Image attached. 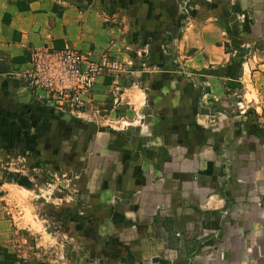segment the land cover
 <instances>
[{"label":"crops","instance_id":"crops-1","mask_svg":"<svg viewBox=\"0 0 264 264\" xmlns=\"http://www.w3.org/2000/svg\"><path fill=\"white\" fill-rule=\"evenodd\" d=\"M189 3L177 37L178 0H0V48L20 69L41 45L132 61L119 101L110 75L97 77L87 110L105 108L98 121L11 82L17 124L10 135L0 128V264L35 259L34 248L20 249L39 219L22 209L30 190L8 180L3 164L25 146L80 189L77 216L94 245L83 260L264 264V0Z\"/></svg>","mask_w":264,"mask_h":264},{"label":"rangeland","instance_id":"rangeland-1","mask_svg":"<svg viewBox=\"0 0 264 264\" xmlns=\"http://www.w3.org/2000/svg\"><path fill=\"white\" fill-rule=\"evenodd\" d=\"M178 1L180 21L178 27L174 30V36L182 37L183 28L187 24L189 17L191 8L189 2L191 0ZM239 16L243 15L241 14ZM243 20L244 17H242V21ZM175 47L177 48V46H174V48ZM248 47L250 48L251 45L242 44L239 50H247ZM168 48L171 49V46ZM228 48L229 47H227V49ZM137 49L138 51L136 52L135 58L144 62V58L150 56L149 43H139ZM104 53L108 58L120 60L123 65H125L124 69L119 73L120 76L118 79L120 81L122 73L129 69V65L132 64V61L127 58L118 57L108 49L103 51L102 55ZM180 59L181 61H177L178 64L184 61L181 54ZM164 62L166 61H154V63L162 64L163 66L165 64ZM182 64L184 69L185 64ZM28 67L20 69L19 65H16L15 60H13L8 52L0 48V128L6 130L7 135L12 133L13 128H15L17 124V115L14 114L16 103L11 100L12 98L10 95L11 82H13L14 79L17 81L20 80L23 81L30 90H37L28 85L26 74ZM109 79H111V77ZM111 95V100H114L113 93H111ZM119 100L120 98L118 101ZM93 109L97 110L95 113L100 112L103 118L104 116L106 118L105 108L97 106ZM17 156L26 159L22 160L23 166H18L20 162H17L18 164L15 165ZM12 159L13 162L6 163V161ZM3 164L4 167L6 166L5 171H7L6 176L8 180L17 182L20 186L30 190H23V195L31 200L32 206L28 205L27 201H25L23 202L24 205L22 209L24 208L28 210V212L31 210L30 212L32 214L37 213L39 217V219H35V226H32L30 230L24 227L27 230L24 232L28 234V236L23 235V238L27 240L20 246V249L25 255H27V247L34 248L36 252L29 254L35 258L34 261H23L22 264H97L92 263L89 258L83 260V256H81L82 252L89 253L94 250L93 241L91 242L89 240L86 242V237H89V235L91 237L93 232H85L83 228L91 225L84 226L77 216L81 191L74 184L73 176L67 175L66 171H63V167L55 168L53 165L48 164L45 159L41 158L38 153L34 151V148L29 146L13 150V152L6 157ZM42 165L45 169L42 168ZM8 168L11 170H8ZM20 215H22L21 212L18 213V217L21 219L20 223L27 224L28 219L24 221L23 219H25V217L22 218ZM40 223L44 224L45 228L41 226ZM94 234L97 235V233ZM108 257L110 259L112 255ZM118 261L119 262L115 264H130L126 258H118Z\"/></svg>","mask_w":264,"mask_h":264},{"label":"built area","instance_id":"built-area-1","mask_svg":"<svg viewBox=\"0 0 264 264\" xmlns=\"http://www.w3.org/2000/svg\"><path fill=\"white\" fill-rule=\"evenodd\" d=\"M124 66L120 60L108 58L105 53L96 60L73 46L41 45L33 49L26 74L28 85L41 91L44 99L56 109L77 118L98 121L103 115L99 111L95 113L97 110L94 109L87 110L91 89L98 76L108 74L114 100L120 98L124 87L118 78ZM22 160L26 159L17 156L15 165L20 162L18 166H23Z\"/></svg>","mask_w":264,"mask_h":264},{"label":"trees","instance_id":"trees-1","mask_svg":"<svg viewBox=\"0 0 264 264\" xmlns=\"http://www.w3.org/2000/svg\"><path fill=\"white\" fill-rule=\"evenodd\" d=\"M7 178V176H5Z\"/></svg>","mask_w":264,"mask_h":264}]
</instances>
